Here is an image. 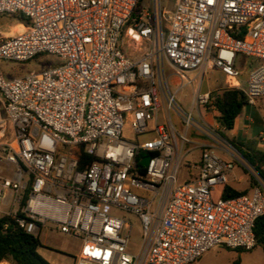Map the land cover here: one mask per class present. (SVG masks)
Segmentation results:
<instances>
[{"label": "built area", "instance_id": "1", "mask_svg": "<svg viewBox=\"0 0 264 264\" xmlns=\"http://www.w3.org/2000/svg\"><path fill=\"white\" fill-rule=\"evenodd\" d=\"M138 2L0 0V15L25 18L0 41V60L60 59L23 77L0 68V217L36 237L49 230L80 240L74 264H192L217 248L252 251L264 181L202 115L216 111L211 92L194 91L189 113L176 95L192 82L189 72L215 69L249 105L264 99V1L175 0L166 33L163 11L135 15ZM126 39L141 56L123 51ZM190 128L205 141L193 142ZM79 149L94 157L82 169ZM195 149L198 174L180 184V165ZM217 151L255 177L251 195L214 198L234 170ZM121 211L140 219L135 248Z\"/></svg>", "mask_w": 264, "mask_h": 264}, {"label": "rangeland", "instance_id": "2", "mask_svg": "<svg viewBox=\"0 0 264 264\" xmlns=\"http://www.w3.org/2000/svg\"><path fill=\"white\" fill-rule=\"evenodd\" d=\"M174 1L175 0H143L141 9L151 14L154 13L156 6L158 10L161 9L163 11V29L166 33L169 27L168 17L172 15ZM19 25L20 22L12 15H0V41L6 36L19 31L21 29V26ZM122 49L125 53L135 57L139 55L141 56L142 54L135 49H130V47H128L127 39L124 40ZM248 61L249 63L251 62L250 59ZM255 64L256 63L253 61L250 64L249 69L244 70L242 77L243 81L247 80L248 73ZM58 65H60V59L48 54H41L27 62H7L0 60V68L8 78L23 77L27 74L46 70ZM187 77L192 80V82L190 83L186 81L184 87L176 95L178 102L186 113H189L191 110L194 91L199 90L201 93H212L219 91L225 86L223 79L219 75V71L215 69L202 70V72H189ZM244 87L247 86L245 85ZM171 88L173 92L177 89L174 84H172ZM250 110L251 106H247L243 111L246 113ZM201 113L203 116L209 118L211 117V119L215 120L212 110L207 109V111H204V109H201ZM171 116L177 130H184V125H182L180 118L174 112ZM194 117L195 119H199L197 110L194 112ZM159 123L168 126V119L164 111H161L159 115ZM215 128L218 132H220L219 127L215 126ZM254 134L255 133L252 134V137ZM231 135L232 133L229 134V136ZM188 136L195 143H202L205 141V138L200 136L195 128H190ZM124 138L126 140H133V134L129 126H126ZM228 138L231 139V137ZM229 145L234 148L230 143ZM189 147L190 145H187L186 150ZM232 148H229L230 151H234ZM217 153L221 159L234 163V170L229 175L228 185L235 186L237 188H247L249 189L247 195H251L255 185L253 187L251 186V174L248 169L240 163V161L243 162L245 160H243V157L239 154V152L238 159L240 161L235 160L234 157L227 152L217 151ZM201 154L202 151L200 149H195L185 157L179 170L180 184L196 177L199 171L198 166L200 165ZM245 164L247 168L254 171L246 161ZM221 189V186L217 188L214 195L215 199L220 198ZM120 216L125 218V220L132 227L131 243L135 248L141 241L142 227L140 219L135 214L127 211H121ZM40 240L45 246V248L41 249V253L51 264H74L75 258L80 254L83 245L78 239L49 230H43L40 235ZM236 262H238V264H264V249L262 247H256L252 251L238 253L225 248H217L210 251L198 264H235Z\"/></svg>", "mask_w": 264, "mask_h": 264}, {"label": "trees", "instance_id": "3", "mask_svg": "<svg viewBox=\"0 0 264 264\" xmlns=\"http://www.w3.org/2000/svg\"><path fill=\"white\" fill-rule=\"evenodd\" d=\"M142 1L139 0L135 15H139L142 11ZM12 16L20 24L25 23V18L21 14H13ZM211 106H214L218 112L216 121L221 136L239 152L243 159L253 168L258 177L264 181V151L258 148L259 141L257 139L239 141L229 139L226 135L227 131L235 128L237 118L242 114L245 107L249 106L244 91L236 88L223 87L219 91L211 93ZM76 153L81 164V169L94 160V157L86 154L82 149H79ZM256 184L255 177L251 175V186H256ZM248 192V190H237L227 184L222 187L220 198L237 197L246 195ZM254 232L257 240L256 247H262L264 249V215L257 220ZM42 248H45V246L42 244L40 237L29 234L19 226L16 219L10 216L0 217V263L51 264L42 255ZM231 251L238 253L244 252V250ZM235 264H238V262Z\"/></svg>", "mask_w": 264, "mask_h": 264}, {"label": "crops", "instance_id": "4", "mask_svg": "<svg viewBox=\"0 0 264 264\" xmlns=\"http://www.w3.org/2000/svg\"><path fill=\"white\" fill-rule=\"evenodd\" d=\"M19 26H21L20 30H22V28H23L22 24H20ZM219 75L221 76V78L224 81V85H225L224 87H227L226 82H225L224 74L219 72ZM242 84H243V88L245 89L246 87H244V86L245 85L247 86V80L243 81V79H242ZM249 106H251V105H249ZM263 110H264V99H259L256 105L251 106V110L249 112H246V113H244V111L242 112V114L236 120L235 128L233 130H230V131L226 132L227 137H231V139H236V140H239V141L257 139L259 141L258 148L260 147L261 150L264 151V148H263L264 145L261 142L262 137H264V112H263ZM217 115H218V112L217 111H213V117H215V120L211 119V117L210 118L206 117V119L212 125L219 127L218 124H217V121H216V116ZM230 133H232L231 136H229ZM253 133H255V134L252 137ZM232 187L237 189V190H240V191L249 190L247 188H237L235 186H232ZM208 253H206L197 262H194L192 264L200 263V261ZM0 264H9V263L2 262Z\"/></svg>", "mask_w": 264, "mask_h": 264}, {"label": "water", "instance_id": "5", "mask_svg": "<svg viewBox=\"0 0 264 264\" xmlns=\"http://www.w3.org/2000/svg\"><path fill=\"white\" fill-rule=\"evenodd\" d=\"M150 156H147L146 158H144V160L142 161V163L144 164V165H148V163H149V161H150ZM244 160V159H243Z\"/></svg>", "mask_w": 264, "mask_h": 264}]
</instances>
